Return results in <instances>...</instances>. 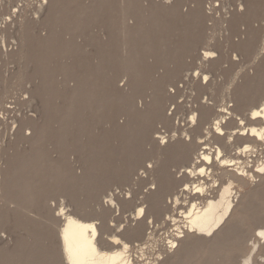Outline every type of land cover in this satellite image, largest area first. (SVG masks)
<instances>
[{
	"label": "bare ground",
	"instance_id": "1",
	"mask_svg": "<svg viewBox=\"0 0 264 264\" xmlns=\"http://www.w3.org/2000/svg\"><path fill=\"white\" fill-rule=\"evenodd\" d=\"M215 1L37 0L32 10H3L0 0V32L17 37L15 48L4 42L0 60L17 61L13 84L28 82L24 116L11 133L0 128V264L264 263V23L254 24L264 20V0ZM218 6L230 32L214 45L227 50H191L190 30L197 37ZM233 29L244 36L233 39ZM234 50L252 56V69L231 78L219 108L198 98L167 113L180 91L169 87L185 66L196 65L186 80L201 86L239 59ZM148 80L149 99L140 102L137 88ZM253 81L260 93L240 90ZM2 108L6 126L13 106ZM157 120L174 130L149 138L158 159L189 162L176 181L166 160L134 181L146 121ZM147 174L154 186L141 197L105 194L114 181L137 184ZM55 195L64 200L52 203ZM119 205L134 209L114 226ZM171 209L161 228L175 229L158 244L155 218Z\"/></svg>",
	"mask_w": 264,
	"mask_h": 264
},
{
	"label": "rangeland",
	"instance_id": "2",
	"mask_svg": "<svg viewBox=\"0 0 264 264\" xmlns=\"http://www.w3.org/2000/svg\"><path fill=\"white\" fill-rule=\"evenodd\" d=\"M4 5L3 6V10L4 7H6L7 4H10L13 8L16 7H20V9L25 8V9H29L32 10L34 3L37 0H2ZM209 1L211 0H205V4L206 6H208ZM189 2V1H188ZM216 3H218L219 1L216 0ZM31 3L33 5H31ZM30 6V7H29ZM227 10V9H226ZM225 8L218 6L217 9L213 12V14L211 15V17H208L206 24L204 25L203 29H201V32H199L200 34L197 35V37L194 35L193 31L190 30V34H193L192 38H190V42L189 44H191V50H195L192 49V47H195L196 45L200 46V51H203L205 47H210V48H217L218 53L223 54L226 50L227 47L223 46H216L214 44L216 43H221V44H226V38L228 36V32H230V30L225 29L226 27H223L219 24L218 20L219 18H222L223 16H225L228 12H226ZM228 11V10H227ZM5 11H2V15H0V21L1 18L4 15ZM224 13V14H223ZM217 18V20H216ZM256 20V21H255ZM254 20V24L257 25H261L264 23L263 19H255ZM262 22V23H261ZM177 23L179 26V22H175ZM227 24V23H226ZM175 26V24H172L171 27ZM225 26V25H224ZM244 27V25L242 26ZM171 34L169 37V41L172 42V37L175 34V29L173 30L171 28ZM234 35H233V39H238L244 35H242L241 32H236L234 29ZM188 33V32H187ZM180 35L179 31L177 34V37ZM213 36V39L210 40L209 44H206V39L208 38V36ZM196 40V41H195ZM176 41V40H175ZM5 44L7 45V47L10 48H15L16 47V42H17V37L15 36L14 33L11 32H0V48ZM14 46V47H12ZM175 46L176 43H175ZM212 46V47H211ZM197 48V47H196ZM234 49V47H233ZM231 49V50H233ZM240 52V51H239ZM237 51H232L231 52V57L233 54H238V60H232V62L234 63H230V66L228 67V63H225L226 66L224 68L221 69H216L215 71L213 70L211 72L210 75V80L205 83L202 84L201 86H197L195 84V81H190V80H186V73L191 72L190 74H192L195 70H198L196 65H187L185 66V76L184 77H180V80H177L173 86L169 87L170 89H179L180 91L177 93V97L174 99V103L168 101L167 103V113H171V111L174 108V105L176 104V102H182L183 104L186 105V103L190 104L191 102H193V100H208L209 102H213L215 103V105H217V108H219V104L222 103V97L221 95L224 93L226 94V92L229 90V83L231 81V78L235 75V74H239V76H244L251 68V60H252V56L250 55H243L240 54ZM192 54V53H191ZM191 59V57H189V60ZM225 55L223 57V60H225ZM231 62V60L229 61ZM224 64V65H225ZM16 69H18V64L16 60H8V61H4V60H0V94L4 91L5 88L10 89L9 92L6 94V96H4L2 104H0V115L2 114L1 112L3 111V105H10L13 106V111L12 112H7L5 111V115L9 118L8 119V123L7 125L3 126L0 125V128L2 129V132H10L12 131V127L14 126L12 124V121L15 120V118L17 116L19 117H23L25 112L27 111V106H26V102L22 101L24 100V96L26 95V87H28L26 81L24 82H14V84L11 82L10 78L11 76L17 71ZM194 69V70H193ZM252 69V68H251ZM176 74V73H175ZM264 74V72H263ZM114 75V73H113ZM172 75V73H171ZM192 76V75H191ZM192 78V77H190ZM120 79V77H118V80ZM172 80L171 78L168 80L170 81ZM264 82V81H263ZM25 83V86H24ZM123 82H120V84L122 85ZM188 83V84H187ZM27 85V86H26ZM251 85V86H250ZM249 86V87H248ZM148 87H149V80L148 81H142L141 84L138 86V94H137V100L138 101H144L145 99H149V92H148ZM245 89H240V90H244L246 92H248L249 94L251 93H260L261 90L258 89V84H256L254 81L252 83H247ZM183 88V89H182ZM235 90V89H234ZM25 94V95H24ZM180 95V96H179ZM22 99V100H21ZM190 99V100H189ZM21 102H19V101ZM185 101V102H184ZM23 103V104H22ZM169 105H170V109H169ZM17 111V112H16ZM25 111V112H24ZM179 112V113H178ZM175 115V121L178 120V117L182 116V111H178ZM20 113V114H19ZM17 114V115H16ZM19 114V115H18ZM107 113H105L102 117L105 119V117ZM103 122V121H102ZM182 122V121H181ZM146 127L144 128V136L142 135L141 140H139V153L137 154L138 157V166L136 169V172L134 174V181L136 180V178L142 173V175H146V172H144V170L146 169L147 165L150 164H154V167L159 168L162 167L164 164V161L166 160V166L169 167L170 172H172L173 174L171 175V177H173L176 181V178L179 177L180 172L179 170L181 169V166L184 165V161H187L185 158H181L178 155H171L170 157L167 158V156L163 155V158L158 159V149H157V144H153V145H149L147 144V142L149 141V138L152 136L157 135L158 133H154L156 131H160L163 134H174V130L173 127L169 126L168 124H165L164 122H162V120H157L155 121V123L150 126V123L148 121H146ZM104 126V124H102ZM209 124H207L208 126ZM3 126V127H2ZM205 132V130H204ZM2 137V136H1ZM0 137V138H1ZM1 142V139H0ZM235 144H239V140L236 141ZM264 149V146H263ZM157 154V157H156ZM160 160H163L162 162ZM80 171V169H79ZM150 174H147V176H144L142 179H140L137 184L134 183L133 180H130L129 177H125L124 180H120V181H114V183L107 189L106 191V195L112 194L113 192H117L121 195H124L126 197H128L129 195L133 194L136 195L138 197L143 196V194L146 192V190L149 187H152L154 185H152V177ZM115 180V179H113ZM175 184V183H174ZM173 184V185H174ZM176 190H178L180 188V186L178 187L176 185ZM130 189L133 191L132 193H130ZM98 192V191H97ZM104 194V195H105ZM95 195V194H94ZM64 197L61 195H55L53 196L52 199V203H60L62 202L64 199ZM93 198H95V196H93L92 194H90V203L93 201ZM166 201H170L169 196L166 197ZM118 206V205H117ZM114 214H117L118 219L116 221H110V223L115 226L118 223H122L124 224L126 222V216H128L131 211H133V207L130 206H122L119 205V209L118 207L113 208L112 210H114ZM176 213L174 212L173 209L168 210V212L164 213L163 218H155V220L157 219L156 224L160 229L158 230V234L156 235V238L158 240V244H162L163 241L167 236H168V231L171 232L173 229H175V225H173V222H170L165 228H161L162 222L168 218V215L171 213ZM148 221L151 219H154V217H148ZM161 219V220H160ZM120 220V221H118ZM122 221V222H121ZM159 221V222H158ZM174 226V227H173ZM169 227V228H168ZM162 229V230H161ZM167 229H169L167 231ZM147 232H150V229L147 230ZM165 233V234H164ZM159 235V236H158ZM164 238V239H163ZM160 241V242H159ZM251 243V241H249V244ZM135 244H137V242H135ZM143 247L145 246V244L142 245ZM135 251H138V255L141 256L140 253V249L135 248ZM145 256V257H144ZM143 257H139V258H147V256H149L148 254H145ZM156 256V255H155ZM261 259V260H260ZM259 262H264V259L262 258H258ZM157 263V261L155 262ZM255 264H259L258 261ZM260 264H264V263H260Z\"/></svg>",
	"mask_w": 264,
	"mask_h": 264
}]
</instances>
